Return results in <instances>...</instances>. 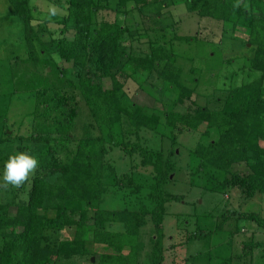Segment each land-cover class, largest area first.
I'll return each mask as SVG.
<instances>
[{"label":"trees","instance_id":"16d2710c","mask_svg":"<svg viewBox=\"0 0 264 264\" xmlns=\"http://www.w3.org/2000/svg\"><path fill=\"white\" fill-rule=\"evenodd\" d=\"M7 1L11 13L22 21L24 38L31 49L30 56L20 60V73L35 74L37 78L27 81L29 91H22L34 97L30 115L26 116L28 122L19 123H24L25 130L16 126L9 133L11 129L1 126L0 164L10 155L27 152L37 158L38 166L21 187L9 185L10 201L0 203V264H51L56 256L85 254L89 235L92 241L114 252L104 257L106 264H135L139 227L146 215L150 216L154 230L153 264H163L166 245L170 243L164 231V203L168 199L163 186L172 168L168 162L165 170L161 169L163 150L161 134L156 131L158 116L131 102L123 104L121 78L155 71L165 84L177 85L180 68L173 66L170 49L152 44L147 53L129 50L124 43L135 39L137 33H129L116 21H96L102 0H66L56 2L63 13V25L58 28L59 34L42 46L48 54L41 57L32 42L36 34L31 28L30 0ZM104 1H114L120 9L127 3L142 7L150 0ZM248 1L250 8L264 10V0ZM186 6L189 11L222 24L248 27L249 42L255 45V51L247 64L252 72L262 74L232 90L221 109L212 111L197 106L193 112L170 111L165 114L166 124L178 131L196 130L205 122L208 127H216L215 139L197 144L192 150L201 162L200 169L204 165L230 175L219 184L221 189L236 187L247 196L255 191L264 193V147L259 143L264 142V17L255 19L252 12L236 6L234 0H187ZM53 53L70 63L71 69L59 67ZM126 64L128 70L121 77L119 72ZM67 75L79 79L74 83ZM103 79L109 80V86L103 84ZM180 89L176 103H181L183 97L191 98L190 90ZM6 97L9 101L11 96ZM80 100L98 130L94 136L85 133L76 137L72 133L77 115L73 109ZM37 119L38 131L34 129ZM123 119L129 126L126 133L121 130ZM118 161L122 162L119 172ZM233 165H242L244 171L231 172ZM116 173H121L120 181L127 176L130 184L135 183L132 192L147 189L146 204L138 211L103 208L111 185L105 182V176L115 177ZM12 206L16 208L13 214L9 212ZM90 210L92 218L88 215ZM228 212L221 214L220 221L211 212L195 213L200 221L196 238L207 239L223 231L224 224L234 218ZM236 217L232 224L236 232L241 227L239 218L254 220L264 227V220H258L252 212ZM113 223L121 225L122 230H109ZM66 227L74 228L71 240L57 244L50 241L49 233ZM243 246L241 251L245 252L236 256L238 260L246 258L245 264H264L261 244L248 241ZM125 247L129 251L124 255ZM259 248L261 254L255 257L252 251Z\"/></svg>","mask_w":264,"mask_h":264},{"label":"rangeland","instance_id":"374dc122","mask_svg":"<svg viewBox=\"0 0 264 264\" xmlns=\"http://www.w3.org/2000/svg\"><path fill=\"white\" fill-rule=\"evenodd\" d=\"M54 1L30 0L31 28L36 34L32 42L41 57L48 54L42 46L57 36L58 28L63 25L60 21L63 13L56 2L65 3L66 0ZM186 2L187 0H150L142 7L127 3L119 9L114 1L106 3L102 0L95 19L97 22L116 21L123 24L129 33H137L135 39L129 38L124 43L126 48L136 53H147L152 44L170 49L173 66L180 68L178 84L173 86L165 84L155 71L148 74L141 71L130 75V78H124L122 76L128 70L126 64L119 72L123 78V104L131 102L158 116L156 131L161 134L163 150L161 169L165 170L168 162L172 168L163 186L168 199L164 203V231L170 241L166 245L163 264H226L228 258V264H245L246 258L238 260L236 256L245 252L241 248L248 241L261 244L262 251L264 250V227L254 220L239 218L241 227L236 232L232 224L235 223L237 214L240 216L248 212L254 213L258 220H264V193L255 191L247 196L236 187L221 189L219 184L230 175L208 169L204 165L202 166L205 168L200 169L201 162L192 153L197 144H207L215 139L218 135L217 128L208 127L205 122L196 130L178 131L177 127L172 128L166 124L165 114L170 111L193 112L197 106L217 111L222 108L232 90L258 78L262 73L252 72L247 64L255 51V45L249 42L248 27L222 24L200 16L195 11H189ZM105 3L107 7L104 6ZM234 4L252 12L255 19L264 17V10L250 8L248 0H234ZM52 9H55V15L52 14ZM11 12L9 2L0 0V129L5 125L7 129H11L9 133L16 126L25 130L24 123L28 122L26 116L30 115L34 97L22 91H29L27 81L37 78L35 74L20 73V60L28 58L31 49L24 38L22 21ZM182 38L189 41H182ZM51 55L59 67L71 69L70 63L60 60L54 53ZM82 73L81 69L80 75ZM67 76L74 83L79 79ZM103 84L109 86L110 82L103 79ZM181 87L191 91V98L183 97L181 103H176ZM6 95L11 96L9 101ZM73 110L77 114L72 132L76 137L84 136L85 133L92 136L98 134L83 100L77 102ZM21 122L24 123L19 125ZM121 122V130L128 132V123L125 119ZM34 129L39 130L38 119L34 122ZM144 136L150 137L146 133ZM259 143L264 147L262 140ZM118 162L117 171L122 166V162ZM4 164H0V183L3 182ZM232 171L243 172L244 168L242 165H233ZM120 176L121 173H116L115 177L105 176V182L111 185L104 196L103 208L138 211L142 204H146L147 189L132 192L135 183L130 184L127 176L120 181ZM117 179L118 183H114ZM10 197L8 189L0 188V203L10 201ZM227 210L231 211L228 212L229 217L234 218L224 224L223 231L207 239L196 238L200 221L196 219L195 213L211 212L220 221L221 214L226 215ZM15 211L14 206L9 207L10 213ZM88 215L92 218L91 210ZM144 220V224L139 227V248L135 264H153L154 261L153 225L149 215ZM108 227L113 231L122 230V226L115 223ZM73 234L74 228L66 227L49 233V237L50 241L57 244L61 240H71ZM85 248V254L71 255L68 258L56 256L51 264H106L104 257L114 253L103 244L92 241V235H89ZM128 251L129 247H125L123 254ZM252 252L258 257L261 249H253ZM112 262L117 264L121 261Z\"/></svg>","mask_w":264,"mask_h":264},{"label":"clouds","instance_id":"9594fccd","mask_svg":"<svg viewBox=\"0 0 264 264\" xmlns=\"http://www.w3.org/2000/svg\"><path fill=\"white\" fill-rule=\"evenodd\" d=\"M55 15V9L51 10ZM38 160L27 152H19L10 155L4 164L2 183L0 188L7 189L9 185L19 188L35 172Z\"/></svg>","mask_w":264,"mask_h":264}]
</instances>
